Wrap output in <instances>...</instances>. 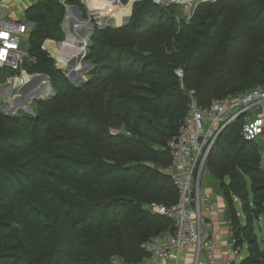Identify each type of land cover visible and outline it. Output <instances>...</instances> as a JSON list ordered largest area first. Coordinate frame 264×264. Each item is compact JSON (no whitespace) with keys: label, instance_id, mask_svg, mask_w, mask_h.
Instances as JSON below:
<instances>
[{"label":"trees","instance_id":"16d2710c","mask_svg":"<svg viewBox=\"0 0 264 264\" xmlns=\"http://www.w3.org/2000/svg\"><path fill=\"white\" fill-rule=\"evenodd\" d=\"M130 1L128 23L95 24L87 55L93 67L80 84L70 81L43 46L55 40L46 44L57 56L82 49L84 27L89 33L92 25L68 6L87 18L85 4L37 0L26 11L34 27L28 37L31 59L23 67L46 80L48 75L54 93L38 102L36 115L0 110V264H141L149 257L142 244L173 229L170 219L145 206L179 200L166 170L172 158L168 142L188 115L189 91L197 98L207 92L208 101L199 103L208 106L213 97L264 85V0L201 3L188 24L172 20V7L122 0ZM90 5L98 18L96 5ZM98 7L108 6L102 1ZM236 18L242 47L228 33ZM221 49L228 54L220 55ZM211 53L232 61L220 71L211 65ZM203 68H210L211 77L193 80ZM79 69L71 68L70 76ZM13 74L3 70L0 83ZM39 75L26 77L30 96L34 86L50 92L49 81ZM15 82L4 88L7 96ZM226 83L234 88L219 95ZM22 104L29 109L28 101ZM234 126L223 133L230 149L217 140L207 164L226 200L233 248L248 249L230 264H264L255 233L264 215L259 141L244 139L239 125L233 134ZM112 128L126 133L114 135Z\"/></svg>","mask_w":264,"mask_h":264},{"label":"built area","instance_id":"2783aa9c","mask_svg":"<svg viewBox=\"0 0 264 264\" xmlns=\"http://www.w3.org/2000/svg\"><path fill=\"white\" fill-rule=\"evenodd\" d=\"M153 1L165 4L164 0ZM6 12L7 6L0 0V73L6 69L14 72L6 79L8 84L32 76L23 64L31 59L26 45L34 25L24 10L20 16L10 18ZM176 73L181 78L184 75L181 68ZM189 95L188 115L179 133L168 142L172 158L166 170L178 190L179 200L171 206L156 201L149 206L170 219L173 229L142 244L149 257L141 264H203L204 258L207 264H216L218 240L211 234L209 218L213 204L202 187L211 148L219 133L231 125H240L246 140L260 143L264 137L263 84L213 100L208 106L199 103L194 90ZM260 164L264 168L262 152ZM231 244L234 247V239Z\"/></svg>","mask_w":264,"mask_h":264},{"label":"rangeland","instance_id":"374dc122","mask_svg":"<svg viewBox=\"0 0 264 264\" xmlns=\"http://www.w3.org/2000/svg\"><path fill=\"white\" fill-rule=\"evenodd\" d=\"M92 1L93 0H90V2H92ZM102 1L105 2L108 7L101 10V9H98L99 8L98 4H95L97 11L100 14V16L97 18L95 13L92 12L90 2L88 0H82V2L85 4L86 10H87V18L84 17L83 12L81 10H80L81 11L80 13H82V14L80 16L82 19L88 21L92 25V29L89 33H87L88 27H86V26L84 27L85 28L84 33L86 32V38L84 39L83 44H81L82 49H80L78 47V48L73 49L72 51L64 50V51H61L58 54V56H57V54L53 53L50 48H48L49 46H47V49H46L47 51L50 52L51 56L53 58H55L57 65H59V61H60L59 59L61 58L59 56L65 57L64 58L65 60L64 61L62 60L64 63L63 72L70 79V81L75 83V84H80L83 81H86L90 77L89 71L93 67V63H92V61H90L88 59L87 55L89 54V51H90V45L92 43V34H93L95 24H98L101 27H104L107 25L116 26L117 21L119 19L123 18L124 16L126 17L125 12L123 11V7H127L128 5L131 6L133 4V1H130L127 4H124L122 2V0H115V1L111 0L112 3H108V0H105V1L101 0V2ZM164 1H165V4L162 5L163 3H161L160 4L161 6H163L165 8H168V7L174 8L173 13H172V20L176 21V24H185V23L188 24L191 21L197 7L201 3H209V2L215 3V2H218L221 0H164ZM101 2H99V3H101ZM110 10H111V12H109ZM7 13L8 12H6V15H7ZM102 17L106 18V22H105L106 25H102L103 24V21H101ZM66 20H68L67 15H66L65 21ZM236 22L237 23L234 25V27H230L228 29V33H230L231 36L235 35L233 38L236 40L235 42H236L237 46L242 47V45L239 44L238 40H243L244 36H243V34H238V32H239V19L237 20V18H236ZM64 24H65V22H63V29H64ZM64 32L66 35L67 32L65 29H64ZM75 33L77 36L81 33V31H77ZM236 34H238V35H236ZM215 44L216 43L214 42L213 45L215 46ZM79 45H80V43H79ZM44 46H46V42L44 43ZM213 48L211 49V51L213 50ZM26 49L28 50V45H26ZM211 51H208L206 53H210ZM219 54L220 55H227L228 51L221 49V50H219ZM231 61L232 60L221 59L220 57H218L217 54L214 55L211 53L210 63L213 67L217 68L220 71L223 69H219V66L224 68L228 64H230ZM205 65L206 64L203 63L204 67H206ZM73 67H79L80 68L79 71H76V73H75L76 76H74V77L70 76V74H69L70 69ZM224 69H226V68H224ZM183 74H184V71H183ZM37 75H39V74H34L32 76H37ZM32 76L30 78H32ZM39 76H41V75H39ZM221 76H223V75H221ZM41 77H43V76H41ZM209 77H211L210 68H205V69L203 68L202 73L197 72V73L193 74V80H195V81H197L198 79L202 80L203 78H209ZM182 78H183V82H184L185 75H183ZM43 79L46 80L45 77H43ZM46 81H49V83H50L51 89H49L47 87L50 92L42 94V87H40V86L35 87L34 86L33 87L34 90L31 91V96L28 95V80L27 79H25L24 81L20 80L19 82H16L13 85L9 84L10 91L8 93V96L6 95V92H8V91H5V89H4L7 86V82H4L3 85H5V84L6 85L0 86V94L2 97V102L0 103V110H2L4 113H9L12 111L11 115L12 114L36 115L37 110H38V102L41 100L44 101V100L50 98L54 93V88L51 86L50 78H49V80L47 78ZM21 83H23V85H19ZM0 85H1V83H0ZM116 85L121 88L120 83H116ZM183 86H184V88H186L185 85H183ZM223 88H224L223 90L219 91V95H222V94L224 95L226 90L234 88V86L230 83H226ZM229 94H231V92L227 93L224 96H227ZM198 99L200 102H207L208 101V93L207 92L202 93L201 96L198 97ZM216 99H217V97H213L211 100H216ZM27 101L29 104V109H27V108L25 109L23 107V104H22V103L27 102ZM163 111L165 114H168L170 112V108L165 107L163 109ZM231 126H229V127L231 128ZM229 127L225 128L224 130H222L219 133V135L217 136L216 141L214 143V146L211 148L210 154L216 148L215 146H216L217 140H218V142H219V140H220V142H223L226 149H230L231 145L229 144V140H227V138L223 134ZM236 127H238V125L234 126L233 129H231L233 134H235V132H236V130H235V129H237ZM111 133L115 135L118 133H126V132L124 129L118 130V129L112 128ZM259 149L262 153H264V137L261 139V141L259 143ZM210 154H209V156H210ZM209 156H208V160H209ZM210 170L211 169L209 168V164H207L206 168L204 170V173H203L202 187L203 188L204 187H209V188L214 187L216 189L218 186V181L216 180V178L213 177ZM238 203L239 202H237V204ZM145 207L151 211L149 204H147ZM241 219H242L241 222L245 223V219L243 216L241 217ZM255 233L257 234L258 241L260 243L261 248L264 249V215H262L261 217H259L256 220V222H255ZM247 253H248L247 248L244 247V252L242 254L243 257H246ZM115 264H130V263H127V262L123 261L122 259H116Z\"/></svg>","mask_w":264,"mask_h":264},{"label":"crops","instance_id":"0c3cea01","mask_svg":"<svg viewBox=\"0 0 264 264\" xmlns=\"http://www.w3.org/2000/svg\"><path fill=\"white\" fill-rule=\"evenodd\" d=\"M2 1L7 6V12L9 15L8 18H10L11 16L12 17L20 16L23 10L26 12V9L30 3L36 2L37 0H2ZM88 1L90 2V0ZM99 2H101V0H95L94 2L92 1L90 3L95 5V4H100ZM74 6L75 5H71L68 7H74ZM127 7H129L128 12H126ZM127 7H123V11L125 12L127 18L124 16L125 18L123 17L119 19L118 21L121 23H125L127 21L129 22L130 15L132 13L133 4L131 6L128 5ZM109 12H111V10ZM81 14L82 13H80V15ZM102 20L104 21L105 17H102ZM203 192L210 197L211 202L213 204V210L209 213V218L212 222V226L210 230L211 234L213 237H215L218 240V247L216 248V264H230L234 261L237 263L240 262L244 258L242 255L244 252V247L247 248V246L244 245L242 248L236 250L233 248L231 244V240H232L231 221L227 215V204L223 194L220 192L218 186L216 189L214 187L213 188L204 187ZM160 264H173V262L172 261L161 262ZM203 264H207L205 258L203 259Z\"/></svg>","mask_w":264,"mask_h":264},{"label":"water","instance_id":"95a60500","mask_svg":"<svg viewBox=\"0 0 264 264\" xmlns=\"http://www.w3.org/2000/svg\"><path fill=\"white\" fill-rule=\"evenodd\" d=\"M34 3L35 2H32V3H30L29 4V6L27 7V9H26V11L28 10V9H30L31 7H33L34 6ZM70 8H75V9H77L79 12H80V10H79V8L77 7V6H74V7H70ZM131 16H132V13H131V15H130V18H129V21H130V19H131ZM64 22H65V20H64ZM33 25H34V23H33ZM47 41H52V40H47ZM46 41V42H47ZM54 41V40H53ZM57 42H63V41H57ZM45 49H47V44H46V46H43ZM60 70H62L63 71V67H64V63H63V61H59V65L57 66ZM44 76H47L48 78H49V76L48 75H46V74H43ZM50 84V83H49ZM11 113H12V111L11 112H9V113H5V114H7V115H11Z\"/></svg>","mask_w":264,"mask_h":264},{"label":"bare ground","instance_id":"6f19581e","mask_svg":"<svg viewBox=\"0 0 264 264\" xmlns=\"http://www.w3.org/2000/svg\"><path fill=\"white\" fill-rule=\"evenodd\" d=\"M47 46H48V44H47ZM19 81H20V80H18V81H16V82H19ZM16 82H15V83H16Z\"/></svg>","mask_w":264,"mask_h":264}]
</instances>
